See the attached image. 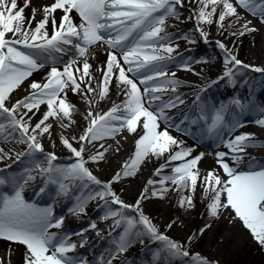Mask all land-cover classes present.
<instances>
[{"label": "snow or ice", "instance_id": "1", "mask_svg": "<svg viewBox=\"0 0 264 264\" xmlns=\"http://www.w3.org/2000/svg\"><path fill=\"white\" fill-rule=\"evenodd\" d=\"M257 34L264 0H0V264H221L220 222L264 253Z\"/></svg>", "mask_w": 264, "mask_h": 264}, {"label": "rangeland", "instance_id": "2", "mask_svg": "<svg viewBox=\"0 0 264 264\" xmlns=\"http://www.w3.org/2000/svg\"><path fill=\"white\" fill-rule=\"evenodd\" d=\"M264 34H257L255 37V40L251 37H246L243 40L242 44H239V58L244 60L245 62H251L255 64H261L264 63V46H262ZM201 43H198L197 45L194 46H200ZM206 46V54L205 56H213L215 55V50L212 46L205 45ZM250 49L254 51V55L250 53ZM211 67V66H210ZM214 71L210 68L209 73H207L208 76H212ZM219 96L220 98L227 93L219 91ZM246 130V129H244ZM114 166V165H113ZM138 183H141L143 181V178L138 177L136 178ZM136 192V191H135ZM135 193H125V198L126 199H131V197ZM153 205L160 206V208H165V220L174 215L173 210L169 205L166 203H154ZM57 211L61 212L64 211L66 212V208H61L59 205L57 207ZM95 215V213H92ZM203 220L200 219L199 215L194 214L193 217L188 221V226H201L203 224ZM66 227L75 231L79 230L82 227H85L87 225V217L82 218L81 220H76L73 218H69L66 221ZM216 227V226H214ZM230 228V225H228L226 222H220L217 226L216 232L214 235H212V231L210 230L206 235L201 239L200 243L198 244V249L205 254L208 255H215L217 259L220 260L221 264H234L235 261L239 259H246L247 264H250L252 261L257 259L262 260V264H264V253H262L258 248L252 246V244L249 242L248 238L244 236V240L242 244L237 243L235 240L236 236H229L227 239L224 238V232ZM185 232L187 231V228L184 230ZM171 235L179 236L180 233H171ZM221 240H223V244L221 245ZM233 244H235L236 248H232ZM135 251V250H134Z\"/></svg>", "mask_w": 264, "mask_h": 264}, {"label": "bare ground", "instance_id": "3", "mask_svg": "<svg viewBox=\"0 0 264 264\" xmlns=\"http://www.w3.org/2000/svg\"><path fill=\"white\" fill-rule=\"evenodd\" d=\"M263 42H264V38H263ZM250 53L252 55H254V51L252 49H250ZM209 70L210 68L207 70L206 74L209 73ZM180 75H188V74H185V73H180ZM252 128H254L257 132H258V129L254 126V125H251ZM203 150V149H201ZM257 154H260L259 150L257 151ZM149 175V173L146 171L142 176L141 178H143V181L147 178V176ZM142 181V182H143ZM141 183H138V181L135 179V180H132L130 182H128L126 185H125V188H126V191L125 193H135V191H137L138 187L142 184ZM165 208H160V206H157V205H150L146 211H148L151 215H153V217L157 218L158 220L160 221H163L165 220L166 216H165ZM216 227L213 228V231H212V235L215 234L216 232V229H217V226L218 225H214ZM240 234V235H237V234ZM236 236L235 237V240L237 243L239 244H242L243 240H244V236L242 235V233L237 230V229H234L230 226V228H228L225 232H224V238L227 239L229 236ZM232 248H236L235 247V244H233Z\"/></svg>", "mask_w": 264, "mask_h": 264}, {"label": "trees", "instance_id": "4", "mask_svg": "<svg viewBox=\"0 0 264 264\" xmlns=\"http://www.w3.org/2000/svg\"><path fill=\"white\" fill-rule=\"evenodd\" d=\"M234 264H247V261L245 258L239 259L235 261ZM250 264H262V260L256 258V260L252 261Z\"/></svg>", "mask_w": 264, "mask_h": 264}]
</instances>
